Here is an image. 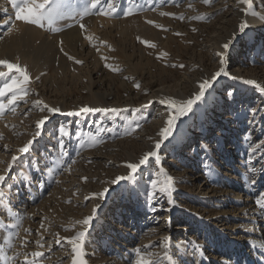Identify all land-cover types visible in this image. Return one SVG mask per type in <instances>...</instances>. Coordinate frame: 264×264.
Returning <instances> with one entry per match:
<instances>
[{
  "label": "rangeland",
  "instance_id": "obj_1",
  "mask_svg": "<svg viewBox=\"0 0 264 264\" xmlns=\"http://www.w3.org/2000/svg\"><path fill=\"white\" fill-rule=\"evenodd\" d=\"M125 1H121V6ZM135 1L136 4L140 6V3L145 0ZM87 2L88 0L75 1L78 13L83 10V7ZM174 2L175 4L172 5ZM239 2L240 0H214L213 5L206 6L201 0H171V4H168V7L165 8L164 12L175 13L176 16L182 14L185 16L183 21L170 16H162L159 20L155 21V23L163 25L167 31L156 28L152 25L151 29H153L155 33H144V36L135 29L129 28V31L123 38L117 36L116 38L107 41L106 45H111V48L114 49V51L110 50L109 47L105 45V48L103 49L104 51L100 52V50H96V47L99 48L104 45L101 44L100 46H96L93 52L95 53V56L99 53L100 54L97 58H93L89 55L86 58V61L83 62L82 65H79V71L81 73L79 74V80L75 83L69 77L71 69L68 66V68H66L64 67V64L58 60L48 59V65L45 68L46 70H44V76H39L37 71L30 73L32 79L27 86L30 91V95L25 98L27 103L21 102L15 115L6 113L4 118L0 119V123H6L8 120L6 117L8 116H11V118L14 119L13 124L16 125L17 130L15 129L12 131L11 128H7L9 129V132L11 131L14 133L17 131V133H23V135H19V143L23 145L26 143V137L31 138V132L33 131H29V133L28 130H34L33 123L40 115H48L52 117L47 123L43 135L39 138L38 142L34 144L30 156H23L22 160L24 161L27 159L28 167L31 169L29 160L33 159L32 155L35 151H37L38 154L43 152L44 154L49 153L54 155L56 153L55 147L57 145L56 130L59 126L63 125L67 130H70L73 133V135L68 137L65 141L69 160L77 158L81 154V148L85 151L88 149L93 150L85 164L86 169L90 170L93 174V178L87 180V182L90 183V186H92L94 190L98 191L103 189L108 182L106 179L108 177H116L122 168V163L129 162L132 157L131 155L139 157L142 152L147 150L143 140L154 141L157 139V132H159L161 125L163 124L161 111L166 109V106L159 102V97H154L152 99V93L160 88L173 91L177 88L175 85L179 83L183 77H186L192 79V81H188L184 86L182 85L180 87L185 88L184 92L189 94L193 91L196 80L201 77L202 73L216 70L215 62L217 58L214 51V40L222 34L224 26L225 28H228L229 24H232H228L226 21L231 20L238 22L237 17L233 16L230 9L236 12L237 7L240 6ZM262 2L264 4V0H262ZM63 3L65 7L62 8V11H71V0H63ZM189 3L192 5L195 4L193 5V8L187 6ZM257 5L256 2V8ZM52 6L54 7V5ZM180 6H184V8L181 9ZM140 10L135 11L133 15L127 16L125 22L132 23L142 21ZM187 13H189V17L204 15L207 19L204 21L191 20L188 19V17L186 18ZM85 17L82 21L84 23L86 22V31L83 32L90 33L92 28L87 20L91 19L92 15L91 17ZM170 19L173 23L170 22ZM77 20H79L78 16L75 21H63L57 19L54 22L53 27L59 29L58 31H51L47 26L40 29L52 38L55 33L66 29L68 24L74 25L77 23ZM193 28L197 29V31H192ZM177 32L182 33V35H175ZM138 36L142 39L148 40L150 43H154L156 47L150 48L141 44L137 40ZM121 40L125 41L124 45L120 44ZM234 45H237V52L233 57L229 54V58L232 61L228 64V69L234 68L235 59H241V73L243 75L255 76L264 80V33H261L257 29L253 31L252 35L248 33L243 37L237 33L235 41L233 42V46ZM161 53H166V55L158 59L157 57L160 56ZM84 54H86V52H83V55ZM102 56L107 59H101ZM106 63L118 67L121 71H112L109 67L105 66ZM173 64H183L185 67H172L171 65ZM62 66L68 75L65 81L64 76L54 73L55 69H62ZM86 69L91 71V91L87 90L88 75L86 74ZM193 76H195L194 79ZM210 76L211 75H209L208 78H210ZM36 77H39V79L37 80ZM125 77H128V79H125ZM224 77L226 76H221L213 85V93L215 94L214 107H216L218 101L221 102L223 106L232 105L234 108V115H230L228 123L224 125V128L212 122L209 123L207 121L208 123H205L208 117H201L196 111H194L177 121L175 129V132L177 133L176 138H170L169 141H164L159 150V155H163L161 156V166L175 182V192L173 197L177 201L178 206H175L176 212L173 213L174 218L176 219L173 227L175 228L177 223L178 227L176 226L174 231H176V229L178 230L173 235L171 250L179 253V264H187V254L181 253V248L178 243L182 240L188 242L187 237H185L183 231H181L182 229L179 228H182V226L187 227V234L192 236L195 235L198 230V233L201 236L206 235L207 237L208 232L211 233L214 229H209L211 226L208 224L209 221L206 222V219L209 218L211 223L216 218L215 221L218 225L216 228L217 230L224 226L222 225L224 221H218V217H226L220 214L223 212V206H217L218 204L212 197L208 198L207 194H203V188L205 186H208L209 189L213 188V192L216 196L221 194L225 200H229L228 205H231L233 194L228 189L225 190L228 194L221 193L222 190L219 186L221 179H214V173L217 167H220L221 169L224 168L226 163V153H228L229 157L233 156V162L238 161V158L236 159L238 153L234 148L236 145L234 146L232 143L229 144L232 139V134L236 133V144L244 147V158L246 161L248 160L249 145H254V143L264 140V99H260L258 91L254 85L248 84L244 86V84L241 83L235 84L234 82H227L224 80ZM3 80H0V86L3 85ZM220 81L221 83H219ZM136 83L140 84L139 89L134 87V84ZM229 91L233 93L232 96L227 95V92ZM41 95L44 97H41ZM104 96L106 97L107 103L110 105L107 108L118 109V113L104 114L98 112L82 114L80 116H67L63 114L69 111L78 110L85 105L91 106L92 101L102 100V97ZM243 96L251 97L248 102L244 103L241 101V97ZM190 97L191 96L186 99ZM186 99L181 98L179 100ZM35 100L43 101L49 106L59 107L61 111L65 112L57 114L46 112L41 113L38 109L32 107V102ZM246 100H248V98H246ZM29 109H31V111L29 112L28 117L25 118L23 113ZM137 109L139 111H137ZM250 109L258 110L255 114V118H253ZM214 112L215 109H212L211 113ZM215 114H212V116L217 117ZM218 120L219 119H217L215 123H217ZM9 124L10 122L8 121L6 125ZM136 124H139L140 127L136 128ZM213 125L218 127L223 138V143L216 142L215 137L210 138L214 136V132L210 131V128ZM216 127H213V129ZM254 127H259L262 130L260 136L251 137L249 131ZM0 131V134L3 133V139H0V155L4 152V145L8 146L6 154L9 155L12 148L11 145L15 144L16 140H11L10 143L5 142V133L2 130ZM26 133L28 136L25 135ZM149 137L152 139L150 140ZM201 137H205L204 144H201L199 139ZM226 147L229 149H226ZM73 148H76L77 150L72 152ZM71 153L72 156H70ZM74 155L78 156L74 158ZM261 155V152L258 151L253 155L252 161H249L259 169L264 165V158H261ZM79 157L76 162L82 161L83 157ZM3 162V160L0 161L1 164ZM235 164L236 163H234V165ZM209 167L214 169L212 174H209ZM154 170V166L146 168L143 175L137 177L139 184L128 185V188L134 189L133 192L130 193L128 188H118L112 193L109 199L111 204L98 213L92 230L87 236H91L90 233H93L92 231H96V229L98 230V226L101 223L100 218L104 215L107 216V214L114 213V211H110V209L113 208L112 203L117 204V202H120L123 204L127 201L140 202V204L144 205L146 211L144 212V216L149 220L148 222L151 226L155 224L158 218L162 219V216L170 212L171 206L167 205V200L162 195L157 197L158 203L155 204V211L152 210L151 204L146 205V197L144 193L149 187V177ZM16 172L17 166L10 174L12 178L7 181L8 184L13 186L10 189L6 188L7 190L13 191V189L15 190L17 188L15 177ZM231 172L232 170L228 174ZM3 173L4 171H0V174ZM57 173L61 172H53L52 174L45 173L44 177H46V180L49 179L53 182ZM163 175L164 174L157 178L160 181L161 187H164ZM251 176H253L255 180L261 182L260 188L263 190L264 175L259 179L256 177V174H251ZM83 183H85L84 180ZM68 200H70V198H68ZM249 203L250 205L254 204V202ZM85 204L87 206V203ZM223 205L227 206V202H224ZM229 206H227V209ZM122 215H124V213H121L120 217ZM229 215H231L230 217H227L229 219L242 216L241 212L238 210ZM117 220H119V217H117ZM162 222L161 224H163ZM199 222L201 225L198 224ZM238 223L240 222H235L234 226L241 229V226L238 225ZM154 227H157V224ZM162 227L165 226L162 225ZM164 230H166V228H164ZM72 231V229L68 231L64 230L67 235L71 234ZM211 234L209 236H211ZM110 238L112 239V235H110ZM159 240L160 238L156 237L150 241L149 251L161 254L162 258L161 248H163V246H161ZM85 242H87V240H85ZM198 242L205 246L203 241L199 240ZM86 244L87 245L84 247L86 263L98 264L93 261L92 251L89 250L88 243ZM189 245L190 244L186 245L187 250L190 249V247H188ZM95 255L96 253L94 256Z\"/></svg>",
  "mask_w": 264,
  "mask_h": 264
},
{
  "label": "bare ground",
  "instance_id": "obj_2",
  "mask_svg": "<svg viewBox=\"0 0 264 264\" xmlns=\"http://www.w3.org/2000/svg\"><path fill=\"white\" fill-rule=\"evenodd\" d=\"M75 1L76 0H71V11L67 12H72L73 14L78 13ZM121 1L122 0H115L117 15L114 17H107L96 14H92L91 17V15H89L91 19L87 20V22L89 21L92 28L91 32H88L89 34L81 31L78 23L74 22L75 24L72 27H67L66 29L57 33L54 32V36L50 38L40 28L31 25H25L23 22L15 20V12L12 7L11 0H0V59H8L12 62H16V58L19 57V62L21 64H26L30 73L33 71H37L39 76L45 75L44 70H46L45 68L48 65V59H55L64 64V67H69L71 69V74H69V77L75 83L79 80V74L81 73L79 71V65L76 64L74 60H69L64 55V53L59 50L61 47L60 41H63V48L65 52H67L70 56L76 59H81L83 62H85L86 58L89 55H91L93 58L98 57L100 53L95 56V53L93 52L96 46H100L101 44H103L104 46L99 47V50L100 52L104 51L103 49L105 48L108 40L116 38L117 36L123 38L124 35L129 31V28L135 29L142 35H144V33L154 34V30L151 29L152 25L148 24L146 21L159 20L162 17L160 15V12H164L165 8L168 7V4H171V0H145L141 3L139 2L141 6L140 17L142 21L131 23L125 22V19L127 18L123 15V12L129 7V0H124L125 2L122 6ZM256 2L258 4L257 8L255 7L257 14L259 15L264 13V4L262 0H255V4ZM134 3L136 4L135 0ZM174 4L175 2L172 3V5ZM239 4L240 6L237 7L236 12L230 9L233 16L237 17L238 22L231 20L226 21V23L232 24H229V27H226L227 29L224 26L222 34L216 37L214 40V51L217 58L215 62L216 70L206 71L202 73L201 77L196 80L193 91L189 94L185 93V88H181L180 86H184V84L188 81L191 82L192 79L183 77V79L179 83H177L176 85L174 84L175 87H177L175 88L176 90L174 89L173 91H169L160 88L152 93V99L154 97H159L160 100L166 99L168 97H172L176 100H179L181 98L186 99L187 97L192 96L195 92H197L199 82L203 79H207L209 75H212L214 72L219 70L220 64L217 53L221 51L222 44L228 42L231 39L232 33L237 29V26L242 19L246 18L248 20V23L251 25V28L248 30L249 34L252 35L255 29L259 30L261 33H264V21L251 15L245 17L244 13L242 12V8H244L245 5L241 3V0ZM180 8L183 9L184 6H180ZM187 17H189V13H187L186 18ZM6 20L9 21L8 24H5ZM81 22L84 23L83 21ZM170 22L173 23L171 19ZM8 27H13V31L11 34H6ZM17 29H19V31H17ZM86 35L91 36L92 40L89 41L88 39H85L84 37ZM102 41L106 43H101ZM120 44L124 45L125 41L121 40ZM227 51L228 54H231V56L233 57L237 52V45H232ZM83 52H86V54L83 55ZM231 61L232 60L230 58L227 59L224 65L225 70L229 73L228 76L224 77V80H226L227 82H234L235 84L241 83L244 84V86L248 85L244 83L245 80H254L261 86H264V80H261L260 78H257L255 76H245L241 73V59H235L234 68L228 69V64H230ZM64 67L62 69H55L54 73H58L64 76L65 81L68 75ZM0 71L7 70L0 68ZM41 73H43L44 75H41ZM86 74L88 75L87 90L91 91V71L86 69ZM231 77L237 78L232 79ZM194 78L195 76H193V79ZM3 79L4 78H0V80ZM2 82L4 83V80ZM219 83H221V81ZM257 91L260 99H264V93H261L258 89ZM41 97L44 96L41 95ZM250 97L243 96L241 97V101L244 103L248 102ZM246 98H248V100H246ZM91 106L107 108L110 105L109 103H107L106 97L104 96L102 97V100L92 101ZM214 106L215 94L213 93V90H211V95H206L204 101L195 105L193 108V112L196 111V113L201 117H208L205 123L212 122L224 128V125L228 123V118L233 114L234 108L232 105L223 106L222 103L218 101L216 107ZM212 109H215L214 113H211ZM161 113L163 119V124L161 125L162 128L164 127L165 121L168 117L167 108L163 109ZM212 114L217 115V117H213ZM41 116L43 115H40L38 119H40ZM51 118L52 117L49 116V120H51ZM6 119H8L6 123H8V121L10 122L9 126L14 125V119L11 118V116L6 117ZM217 119L219 120L217 123H215ZM4 123L5 122L0 123V130L5 133L4 141L10 143L11 140H16V143L11 145L12 148L9 155L6 154L7 151H4L0 155V161H4L2 164L0 163V171H4L6 169L7 163L11 160V156L16 153V149L23 146L21 143H19V135H15L11 131L9 132L8 128L10 127L7 128L6 123ZM33 124H35V121ZM213 127L216 126H211L210 131L214 132V136L210 138L215 137L216 142L223 143V138L218 127L214 129ZM11 130L13 131V129ZM29 131L31 132L34 130L30 129L28 130V132ZM249 132L251 137L260 136V134H262V130L259 127H254ZM15 133H17V131H15ZM25 135L28 136L27 133ZM176 135L177 133L175 132V138ZM156 138V140L159 139L158 135H156ZM204 138L205 137L199 138L201 144H204ZM28 139L30 138L26 137L25 141L27 142ZM154 141L143 140V143L146 145L147 150L142 152L139 157H134L133 155H131L132 157L130 158L129 162H137L138 159L143 155V153L153 148ZM230 143H232V145L234 146L236 145L234 148L238 153L236 156V159L238 158V161L233 162V156L229 157L228 153H226V163L224 165V168H216L214 179H221V182L219 183V186L222 190L221 193L228 194V192L225 191L226 189H228L233 194L232 203L230 202L231 205H228L229 200H225L221 196V194L217 195V197L213 192V188L209 189L208 186H205L203 188V194H207L208 198L212 197L218 204L217 206H223V212L220 211V214L226 217H218V221H224V223H222V225L224 226L217 230L216 228L218 225L215 221L216 218L211 223L209 218L206 219V222L209 221L208 224H210L211 226L209 229H214V231L211 232L212 234L208 232L207 237L206 235L201 236L198 233V230L196 231V234L192 236L187 234V227L182 226V228H179L182 229L181 231H183L185 237H187L188 239V242L182 240L178 243L181 248V253L187 254V264H264V257H262L260 254L261 251H264V249L260 248V245L264 244V216H261L259 211L256 210L255 203L253 205H250L249 203L254 202L258 193H264V188L263 190L260 188L261 182L259 180H255L253 176H251V174H256V177L258 179L263 175L260 174L261 171L258 167H255L256 172L251 171V168L254 165L253 163H245L246 160L244 158V147L236 144V133L232 134V139L229 144ZM55 149L57 153V145ZM226 149L229 148L226 147ZM76 150V148H73L72 152H75ZM92 151L93 150L91 149L85 151L83 148H81V154L79 156L83 157L82 161L72 164L70 172L57 173L56 178H54L53 182L49 179L46 180L44 174L47 173L46 165H52V161L56 158V153L54 155L49 153L44 154L43 152L38 154L37 151L33 153L32 161H39V171L34 170L32 167L31 169H29L27 159L23 161L22 165L17 166V172L15 176L17 181L16 189H20H13V191L7 190L6 188L3 189V192L5 194H11V203L14 206L15 211L19 215L23 216L21 226L18 230L20 239L14 238L12 241L15 245V251L20 252V255L17 257V264H24L23 255L25 253H27L29 258L31 259V253L37 250H41L45 253L39 264H72V254L70 246L63 241L60 245H57L55 243L56 234L59 233L60 237H70L75 235L76 231L82 230L81 226L76 222L82 220L88 215H91L94 205L98 203L100 205V208L97 211V217L98 213L101 210L107 208L108 205L111 204L109 202V199L112 193L115 192L111 191V189L117 188L116 185L107 183L103 189L97 191L94 190L92 186H90L89 182L83 183V180L81 179L82 177H87V180H91L93 178L92 172H90V170H87L85 166L87 159L88 157H90V153H92ZM70 156H72V153ZM77 156L74 155V158ZM161 156L160 158H162ZM78 157L75 158L76 161L78 160ZM70 161L71 160H69L68 155L61 157V162L63 164H67ZM234 163L236 164L234 165ZM124 165L125 163H122V168L120 169V172L117 176L127 174L128 170L124 167ZM231 170L232 172L228 174ZM18 174H22L24 176L30 175L32 179V185L29 187L27 183H20V179L22 178V176H18ZM163 176L165 187L167 186V176L169 175L166 173ZM116 177H108L106 180L111 181ZM251 179L255 180L257 184L253 185L251 183ZM56 181H59V183H57ZM105 188H109L110 190L106 199L90 200L85 202V196H88L94 192L102 191ZM73 193H76V195H73ZM68 198H70L71 203L66 204ZM224 202H227V206H229L228 209L227 206L223 205ZM85 203H87V206H84ZM112 205L113 208L110 209V211L112 210L114 211V213L107 214V216L104 215L102 218H100L101 223L98 226V230L96 229V231H92L93 233H90L91 236L88 237L87 234L91 232L93 224L96 221L95 218L91 223V227L86 233L82 245L84 255L80 257V259L83 260L84 264H87L84 252V247L85 245H87L86 243H88L89 245V250L92 251L91 253L93 254V261L97 262L98 264H133L135 259V250L137 248L149 246V250L150 241H152L153 238L156 237L160 238L159 241L162 242L164 241L165 237L170 236L172 242L173 235L178 230L176 229V231H174L176 226L178 227L177 223L175 228L173 227V224L176 220L173 213L176 212L175 206H178L177 201L175 206L167 204L168 206H171V211L162 216V219L158 218V220L152 226L148 222L149 220H147V218L144 216V212L146 211L144 205L140 204V202L127 201L123 204L117 202V204L112 203ZM237 210L241 212L242 216L238 218L234 217L233 215L234 218H227L231 216L229 214L235 213ZM121 213H124V215L120 217ZM117 217H119V220L123 221L117 220ZM42 222L47 231L41 228ZM161 222L163 224H161ZM235 222H240L238 223V225L241 226L242 230L234 226ZM13 223H15V220H13L11 217L5 216L3 212L0 213V249H3V252L8 255L13 254V249H10L7 246V237L11 235L12 232L16 231V229H13L11 226ZM156 224L157 227H154ZM198 224H200V222ZM162 225H164L165 227H162ZM65 228L69 230L72 229V233L68 235L65 234ZM164 228H166V230H164ZM25 229H31V234L29 235L28 233H26L24 231ZM41 234L43 235V239L46 242L44 249H38L35 244L36 239H39ZM210 234L211 236H209ZM110 235H112V239L110 238ZM21 239H27V241H29L27 247H21ZM85 240H87V242H85ZM199 240L203 241V243H205V246H203L202 243L199 244ZM189 241L197 242L202 246L201 249L197 251L193 248L192 244H190ZM187 244H190L188 246L190 247L189 250L186 249ZM162 252L163 248H161V253ZM95 253L96 255L94 256ZM0 264H8V262L0 257Z\"/></svg>",
  "mask_w": 264,
  "mask_h": 264
},
{
  "label": "snow or ice",
  "instance_id": "obj_3",
  "mask_svg": "<svg viewBox=\"0 0 264 264\" xmlns=\"http://www.w3.org/2000/svg\"><path fill=\"white\" fill-rule=\"evenodd\" d=\"M201 2L206 6H211L214 4V0H201ZM241 3L245 5L242 8V12L244 16L247 17L249 15L253 17H257L260 20L264 21V13L257 14L255 10V0H241ZM12 7L15 12V20L23 22L25 25L35 26L37 28H45L48 27L51 31H58L59 29L53 27L54 22L57 19L60 20H75L77 16L79 20H77L78 26L81 31H86V25L81 21L85 16H89L92 14L96 15H103L107 17H114L117 15V7L115 4V0H88V2L83 7V10L79 13L73 14L72 12H64L62 8L65 7L63 0H11ZM54 5V7L52 6ZM189 8H193V5L189 3L187 5ZM141 6L136 5L134 0H129V7L127 10L123 12L125 17L133 15L135 11L140 10ZM161 16H170L174 17L178 20L183 21L185 19L184 15L176 16L175 13L169 12H160ZM191 20L197 21H204L207 19L204 15H195L192 17H188ZM148 24L153 25L156 28L162 29L167 31L163 25L156 24L155 21L148 20L146 21ZM9 21L6 20L5 24H8ZM72 24H68V27H72ZM251 28V25L248 23V20L242 19L236 31L232 33V39L228 42H225L221 46V51L217 53V57L219 58L220 68L218 71L214 72L210 78L203 79L198 84V91L195 92L190 98L186 100H176L172 97H168L166 99L160 100V103L166 105L168 110V117L165 121L164 127H162L159 132L157 133L159 139L154 141L153 148L145 153L138 159L137 162H126L124 167L128 170L126 175L117 176L115 179L108 181L107 183L111 185H116L117 188H128L129 184H139V180L137 179L138 176H142L143 172L146 168L150 166H154L155 170L151 172L149 177V187L145 190V197H146V205L151 204L152 210L155 211V204L158 203L157 197L162 195L167 199V203L169 205H176V201L173 198V193L175 192V182L171 176H167V186L161 187L160 181L157 179L160 175L166 174L165 169L161 166V158L159 155V150L161 149L162 144L164 141H169L170 138L174 137V132L176 129L177 121H179L182 117L189 115L193 112V108L198 103L205 100L206 95H211V90H213V85L218 81L221 76H228L229 73L225 70L224 65L229 59L228 51L230 47L233 45L237 33L240 34L241 37L246 36L248 34V30ZM13 31V27H8L6 34H11ZM19 31V29H17ZM192 31H197V29L193 28ZM175 35H182V33H175ZM89 41L92 40L91 36L86 35L84 37ZM137 40L147 47L155 48L156 45L154 43H150L148 40L142 39L139 36ZM106 43V42H101ZM60 51L64 53V55L69 60H74V62L78 65H82L83 61L76 59L70 56L67 52H65L63 48V41H60ZM109 47L110 50L111 45H106ZM95 47V46H94ZM99 51V48H96ZM166 55V53H161L160 56L157 58ZM101 59L106 60V57H101ZM20 58H16V62H12L8 59H0V68L6 69L7 71H0V78H4V83L0 86V119H3L6 113H11L15 115L17 113V108L21 102L27 103L25 99L27 96L30 95L29 88L27 87L28 84L31 82V75L26 64H21L19 62ZM109 67L112 71L119 72L121 71L118 67H114L110 64L105 65ZM172 67H185L183 64L181 65H171ZM41 75H44L41 73ZM232 79H236L237 77H231ZM38 80L39 77H36ZM128 79V77H125ZM245 84L254 85L261 93H264V86H261L254 80H245ZM134 87L139 89L140 84H134ZM228 96H232L233 93L231 91L227 92ZM32 107L38 109L41 113H51L57 114L61 113V109L55 106H49L43 101L35 100L32 102ZM25 111L23 116L25 118L28 117L29 112ZM118 109L115 108H101V107H94V106H82L78 110L69 111L67 113H63L67 116H80L82 114H92V113H118ZM137 111H139L137 109ZM253 114V118H255V114L258 111L257 109H250ZM23 122V121H21ZM49 122V116L43 115L40 119L35 121L34 124V131L31 133V138L27 140L26 143L23 144L22 147L16 149V153L11 156V160L7 163V167L4 170L3 174H0V212H3L5 216L11 217L15 220L11 226L16 231L12 232L11 235L7 237L8 247L13 249V254L8 255L3 252V249H0V257H2L8 264H17V257L20 255V252L15 251V245L13 244V239H20L19 228L21 226V222L23 220V216L19 215L14 206L11 203V194H5L2 189L4 188H11L13 185L7 183L9 179H11V173L13 169L23 164L22 157L29 155L33 151V146L35 143L38 142L39 138L43 135L46 125ZM6 127H10L11 129L15 130L16 125H6ZM136 128H139V124H136ZM110 130V129H109ZM135 130V129H133ZM15 135H23V133H15ZM73 135L70 130H67L65 126L61 125L56 130V140H57V153L55 160L52 161V165H46V172L47 174H52L53 172H70L72 164L76 163L75 159H71L70 163L63 164L61 162V157L67 155V145L65 143L66 139ZM0 139H3V135L0 134ZM151 140L152 138L149 137ZM4 151H8V146H3ZM261 152V158H264V140L256 142L249 145L248 150V160L245 162L246 164L252 160L253 155L257 152ZM30 166L39 171V161H32L29 160ZM252 172H256V168L253 165L251 168ZM261 174L264 175V165H262ZM214 169L209 167V174H212ZM18 176H22L20 179V183H27L30 187L32 185L31 176H24L22 174H18ZM82 180L87 182V177H82ZM59 183V181H56ZM251 183L255 185L256 181L252 180ZM117 188L111 189V191H116ZM128 191L131 193L134 191L133 188H128ZM110 190L109 188H105L102 191L91 193L88 196L84 197L85 202L90 200H101L106 199L108 197ZM76 195V193H73ZM67 203H71V200L66 201ZM256 210L259 211L261 216H264V193H258L255 200H254ZM86 206V204H85ZM100 205L97 203L94 205L92 209V214L88 215L87 217L83 218L82 220L77 221L76 223L81 226L82 230L76 231L75 235L70 237H60L59 233L56 234L55 243L60 245L63 242H66L67 245L71 248L72 254V264H84L83 260L80 259L84 255L82 250V245L84 238L88 229L91 227L92 221L96 218V214ZM41 228L47 231L44 227L43 222L41 223ZM65 231L69 229L65 228ZM29 235L31 234V229L24 230ZM29 241L27 239H21V247H27ZM192 244L193 248L199 251L201 249V245H199L195 241H189ZM35 244L38 249H44L46 242L43 239V235L41 234L39 239H36ZM161 246H163L162 258L161 254L155 253L148 250L149 246H144L143 248H137L135 250V259L133 264H179V253L173 252L170 249L172 248L171 237H165L164 241L161 242ZM261 249H264V244L260 245ZM261 256L264 257V251H261ZM45 253L41 250H37L31 253V259L29 258L28 254L25 253L23 255L24 264H39L40 260L44 257Z\"/></svg>",
  "mask_w": 264,
  "mask_h": 264
}]
</instances>
